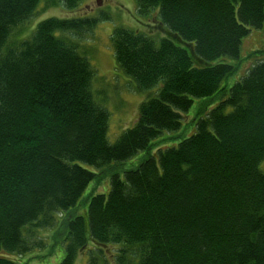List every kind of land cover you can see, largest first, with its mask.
Listing matches in <instances>:
<instances>
[{
  "label": "trees",
  "instance_id": "obj_1",
  "mask_svg": "<svg viewBox=\"0 0 264 264\" xmlns=\"http://www.w3.org/2000/svg\"><path fill=\"white\" fill-rule=\"evenodd\" d=\"M41 1L81 2L0 0V252L43 248L38 233L64 215L59 264H74L91 244L99 257L112 247L117 264H264V49L247 56L256 61L229 89L222 84L237 66L221 61L239 60L251 28L264 29V0H135L140 17L157 15L164 36L113 31L117 66L137 90L155 91L114 143L92 91L95 69L57 34L82 36L109 15L51 17L8 45ZM203 97L220 102L194 133L157 147L123 178L113 174L108 194L89 196L87 216L68 214L100 178L87 165L100 170L152 151ZM0 264L18 263L0 254Z\"/></svg>",
  "mask_w": 264,
  "mask_h": 264
},
{
  "label": "rangeland",
  "instance_id": "obj_2",
  "mask_svg": "<svg viewBox=\"0 0 264 264\" xmlns=\"http://www.w3.org/2000/svg\"><path fill=\"white\" fill-rule=\"evenodd\" d=\"M137 12L135 0H81L78 7L74 9H67L61 3L57 6L46 7L41 1L33 17L18 27L8 42V45H11V43L15 44L29 37L38 23L51 17L64 19L94 17L101 13L109 15L108 20L101 21L93 31L82 36L69 35L63 32L57 34L59 36L64 35L69 43L76 44L78 53L85 56L95 69L92 91L96 102L104 106L109 112L107 136L111 143L116 142L125 130L135 125L141 103L155 92L154 90H137L134 80L117 66L115 59L112 34L116 27L133 29L156 40L164 36V32L156 27L158 25L157 21L154 20L156 14L142 18ZM257 49H264V29L251 28L250 33L242 40L241 58L236 60L224 57L221 60L237 66V70L224 80L222 84L224 87L229 89L246 74L249 67L256 61V58L250 60L247 59V56ZM219 102L220 98L215 97L194 98L191 108L183 113L181 129L170 135L164 132L165 134L161 139L155 140L156 143H154L152 151H140L129 160L112 163L100 170L87 165V168L100 174V178L90 182L82 195L80 205L68 214L73 216L79 213L87 216L89 196L98 193L108 194L113 174L118 173L123 178L127 170L136 169L148 155L156 154L158 148L176 146L179 141L195 132L197 119L213 109ZM225 111H231V107L226 108ZM169 136L174 138L170 139ZM64 219V215L58 216L55 223L56 229H43L38 233L45 243L43 248L35 247L22 256L7 254L6 252H0V254L11 257L18 264H59L65 256L66 230ZM37 237L39 240V236ZM111 248H106V251L100 256L107 263L99 257L102 248L91 244L87 249L78 253L74 264H89L91 257L98 259L97 264H117L115 257L112 261Z\"/></svg>",
  "mask_w": 264,
  "mask_h": 264
}]
</instances>
